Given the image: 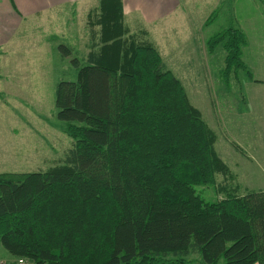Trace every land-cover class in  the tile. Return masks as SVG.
I'll list each match as a JSON object with an SVG mask.
<instances>
[{"label":"trees","instance_id":"obj_1","mask_svg":"<svg viewBox=\"0 0 264 264\" xmlns=\"http://www.w3.org/2000/svg\"><path fill=\"white\" fill-rule=\"evenodd\" d=\"M97 45L55 87L72 147L46 170L0 173V244L30 264H264V190L218 186L216 135L157 48L99 0ZM226 28L225 72L244 67ZM78 65V59H73ZM225 192L204 199L197 186ZM196 255L197 257H194Z\"/></svg>","mask_w":264,"mask_h":264},{"label":"rangeland","instance_id":"obj_2","mask_svg":"<svg viewBox=\"0 0 264 264\" xmlns=\"http://www.w3.org/2000/svg\"><path fill=\"white\" fill-rule=\"evenodd\" d=\"M88 1L51 9L26 22L10 42L7 57L0 55V173L46 170L63 160L72 147L65 122L57 116L55 87L61 80L76 79L78 68L86 64L85 55L98 43L99 25L94 20L99 4ZM83 5L89 7L84 10ZM215 5L216 15L204 28L208 41L197 48L200 58L194 85L183 81L176 65L173 70L215 133L214 148L229 168V174L216 176L218 186L239 195L264 190V88L254 86L253 65L225 72L222 42L210 44L209 40L237 22L246 27L257 25L255 35L264 32V0H218ZM131 23L129 28L134 29L136 23ZM133 33L137 41L147 40L141 30ZM152 36L154 41L167 43L158 32ZM189 50L176 60L185 61ZM170 53L163 56L168 63ZM196 190L206 200L225 195L215 192L214 185ZM10 256L0 244V258Z\"/></svg>","mask_w":264,"mask_h":264},{"label":"crops","instance_id":"obj_3","mask_svg":"<svg viewBox=\"0 0 264 264\" xmlns=\"http://www.w3.org/2000/svg\"><path fill=\"white\" fill-rule=\"evenodd\" d=\"M80 1L82 0H0V55L4 57L3 59L7 57L10 42L20 30H24L26 22L51 9L66 7ZM214 2L216 4L218 0H121L123 23L128 29V34L141 30L145 39L157 48L165 66L174 73L173 65H176V71H181L183 81L190 87L194 85L192 80L200 58L197 48L208 41V36L205 37L204 34L205 25H208L210 18L216 15L213 9ZM88 7L89 5L87 7L83 5L84 10ZM132 20L136 23L134 29L129 28L132 26ZM236 25L229 27L241 30L245 37L241 46V60L243 64L253 65L250 69L254 86L264 88V32L255 35L257 25L246 27L238 22ZM225 27L222 29H226ZM157 32L162 41L168 44L154 41L152 34ZM166 47L169 49L166 50ZM187 48L190 50L185 56V61L181 63L176 60ZM169 53L171 63L163 58ZM182 84L184 85V82Z\"/></svg>","mask_w":264,"mask_h":264},{"label":"built area","instance_id":"obj_4","mask_svg":"<svg viewBox=\"0 0 264 264\" xmlns=\"http://www.w3.org/2000/svg\"><path fill=\"white\" fill-rule=\"evenodd\" d=\"M0 264H30L27 259L22 257H15L12 259L0 258Z\"/></svg>","mask_w":264,"mask_h":264}]
</instances>
